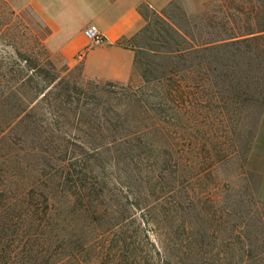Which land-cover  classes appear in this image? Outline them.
I'll return each instance as SVG.
<instances>
[{
  "label": "rangeland",
  "instance_id": "1",
  "mask_svg": "<svg viewBox=\"0 0 264 264\" xmlns=\"http://www.w3.org/2000/svg\"><path fill=\"white\" fill-rule=\"evenodd\" d=\"M27 2L0 0V218L1 205L14 196L23 219L36 209L41 218L47 198L54 206L47 217L56 243L81 234L98 237L82 256L84 263L67 257L57 264H264V202L257 198L264 87L261 96L228 109L190 110L170 98L165 102L158 81L165 74V48L181 44L174 30L193 36L196 44L213 45L261 34V0H142L145 26L124 44L144 51L127 83L85 79L78 63L51 56L22 15ZM59 84L73 92L61 106L53 100ZM43 89L68 113L64 125L57 118L62 112L56 114L62 124L56 130L38 95ZM157 102L165 109L147 112ZM62 131L101 148L68 146V153L58 155ZM113 139L130 140L105 147ZM78 154L85 160H67ZM58 159L76 172L94 168L105 202L116 213L98 215L93 224L78 212L54 175ZM125 185L129 193L120 191Z\"/></svg>",
  "mask_w": 264,
  "mask_h": 264
},
{
  "label": "trees",
  "instance_id": "2",
  "mask_svg": "<svg viewBox=\"0 0 264 264\" xmlns=\"http://www.w3.org/2000/svg\"><path fill=\"white\" fill-rule=\"evenodd\" d=\"M261 5L264 7V0H261ZM27 22L31 24L28 20ZM170 29L173 30L172 27ZM174 32L181 38V44L168 45L165 48V74L158 78V81H161L162 95L165 97V102L167 98H170L177 108L187 107L190 110L203 106L205 108L218 106L219 109H228L232 105L253 99L255 94L260 96L263 94V91L260 92L259 88L264 87V84L261 85L264 82V28L261 30V34L251 32L248 35L245 34V36L241 35L243 37L234 36L231 40L217 45L209 42L196 44L193 36L178 30H174ZM135 48L134 64L137 61V54L144 51L141 47ZM150 53L155 54L156 51L150 50ZM254 85L255 89L253 88ZM58 86V91L55 93L53 100H60L59 106L69 103L71 98L73 99L71 96L73 92L66 89L67 84L63 87L60 84ZM41 94L44 98L40 101L45 103L47 107L45 111L48 112L50 124L56 130L57 127L62 125L57 118L63 119L64 125L68 122L64 121L68 119V113L64 107L57 108L53 105L50 101L52 97L45 89L38 91V95ZM63 97H65V100ZM161 100L164 102L163 97ZM156 104L157 106L147 110V112L165 109L163 108L165 103L160 104V102H157ZM53 106L58 110L56 113L52 110ZM58 112L62 113L59 114ZM56 114H59L57 118ZM76 116V120L81 123L80 115ZM62 132L64 145L55 148L58 155L68 153V146L78 147L84 152H96L101 148V146L90 147V143L78 139L70 131ZM129 140L113 139L104 144L105 147L117 145L121 142L128 144ZM78 155H73L67 160L76 159L81 162L85 160L82 155ZM67 160L58 159L54 175L58 180L59 187L65 189L68 196L73 199L78 212L84 214L87 219L90 218V223L93 224H95V218L98 215L105 217L116 213L114 207H112L113 205L105 202L106 194L104 189L100 187L99 178L95 173L96 170L91 169V167L86 169L83 167L81 168L82 171L76 172ZM78 174L83 175L76 179L74 176ZM86 178L90 179V182L85 181ZM78 181H82L81 184ZM70 188L74 191L71 192ZM122 189L126 193L130 192L127 185L120 187V191ZM171 192L174 193L173 190ZM15 199L16 196L12 197L9 203L1 205L0 264H57L67 257H77L80 263H84L82 256L98 240V237L89 239L81 234L78 238H74L72 242L60 241L56 243L59 237L52 235L53 228H51L50 218H48L53 213L54 206L48 205V199H44L42 204L41 213L43 217H38L40 213L36 209L37 213L33 211L32 216H29L27 220L23 219V212L14 203ZM132 207L137 209L134 205ZM148 208L150 206L144 207L141 212ZM159 251L160 247L156 245L154 254L158 255ZM183 255L186 258L190 254L185 253ZM138 263H141L140 260ZM119 264L123 263L120 262ZM180 264H191V262L185 261Z\"/></svg>",
  "mask_w": 264,
  "mask_h": 264
},
{
  "label": "crops",
  "instance_id": "3",
  "mask_svg": "<svg viewBox=\"0 0 264 264\" xmlns=\"http://www.w3.org/2000/svg\"><path fill=\"white\" fill-rule=\"evenodd\" d=\"M142 0H28L22 11L51 56L79 64L83 78L127 83L133 76L135 46L124 44L144 28ZM94 25L104 42L88 46L83 29ZM85 49L82 59L77 53ZM264 121V119H263ZM264 131V124L262 127ZM264 145V138H263ZM257 198L264 202V163L257 169Z\"/></svg>",
  "mask_w": 264,
  "mask_h": 264
},
{
  "label": "built area",
  "instance_id": "4",
  "mask_svg": "<svg viewBox=\"0 0 264 264\" xmlns=\"http://www.w3.org/2000/svg\"><path fill=\"white\" fill-rule=\"evenodd\" d=\"M83 36L87 41L88 46H97L104 42V36L101 34V32L97 29L94 25H88L83 29ZM85 54V49L80 50L76 58L82 59V57Z\"/></svg>",
  "mask_w": 264,
  "mask_h": 264
}]
</instances>
